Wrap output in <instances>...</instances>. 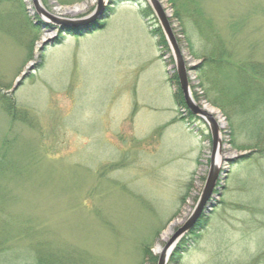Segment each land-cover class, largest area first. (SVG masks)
Listing matches in <instances>:
<instances>
[{"label":"rangeland","instance_id":"obj_1","mask_svg":"<svg viewBox=\"0 0 264 264\" xmlns=\"http://www.w3.org/2000/svg\"><path fill=\"white\" fill-rule=\"evenodd\" d=\"M107 1L106 18L64 33L31 0H0V264H156L163 233L181 226L202 190L210 135L175 101L156 18L146 0ZM159 1L193 99L222 124L227 169L217 205L173 264H264V213L253 208L264 204V161L242 158L251 151L243 133L233 145L224 113L199 92L189 50L264 62V0H178L194 15L182 19ZM40 3L69 19L95 8Z\"/></svg>","mask_w":264,"mask_h":264},{"label":"trees","instance_id":"obj_2","mask_svg":"<svg viewBox=\"0 0 264 264\" xmlns=\"http://www.w3.org/2000/svg\"><path fill=\"white\" fill-rule=\"evenodd\" d=\"M169 1L173 6L174 17L182 19L185 14L190 17L194 16L193 12H189L184 3H180L178 0ZM144 13L152 15L148 6L144 9ZM72 30H69V32ZM152 33L162 51L169 52L159 26L154 28ZM189 50L190 54L200 61L195 70L200 80L198 86L203 93L202 97L224 113L233 145L239 148L238 143L235 141L234 144L233 140L243 133L247 138V142L240 147L251 151L243 155L242 158L264 161V62L245 60L231 63L228 58H225L220 48L200 50L189 44ZM234 75L238 79V90L233 87ZM169 80L175 86V101L186 110L174 72L169 74ZM192 95L195 100L199 98L194 92H192ZM186 113L188 118L199 120L187 110ZM253 203L257 204V206H253L254 209L264 213V204L256 201ZM205 219V217H200L195 227L177 243L169 257V264L176 263L179 260L180 253L184 251L185 246L202 228ZM35 264L42 263L37 261Z\"/></svg>","mask_w":264,"mask_h":264},{"label":"water","instance_id":"obj_3","mask_svg":"<svg viewBox=\"0 0 264 264\" xmlns=\"http://www.w3.org/2000/svg\"><path fill=\"white\" fill-rule=\"evenodd\" d=\"M146 2L156 18L157 25L161 29L167 43L170 56L174 62V72L177 77L185 107L191 115L198 117L204 122L211 139V150L208 156V171L199 197L189 216L181 226L171 234L157 253L156 264H169V257L179 240L195 227L200 217H205L210 213L211 209L217 205V201H214V199L219 196V193L215 195L214 191L217 188L221 190V187L217 186V184H220L224 180L227 169L225 168V164L223 166L220 165V128L222 124L205 108L199 106L190 93L185 62L169 23L168 11L163 8L159 0H146ZM107 4H109L107 0H95V8L88 16L79 19H69L51 15L42 7L40 0H31V5L37 16L42 20L46 19V22L53 24L54 28L64 33L87 23L106 18L108 15L106 12ZM32 69L33 63H30L26 67V70L23 71L16 80L13 89L20 84L21 80L24 79ZM226 161L230 162L231 160L226 159Z\"/></svg>","mask_w":264,"mask_h":264},{"label":"bare ground","instance_id":"obj_4","mask_svg":"<svg viewBox=\"0 0 264 264\" xmlns=\"http://www.w3.org/2000/svg\"><path fill=\"white\" fill-rule=\"evenodd\" d=\"M74 10H75V7H74ZM171 234H172V229L169 228L167 231H165V232L163 233L162 239H163L164 241H167ZM160 249H161V246L158 245V246L156 247V252L158 253V252L160 251Z\"/></svg>","mask_w":264,"mask_h":264}]
</instances>
